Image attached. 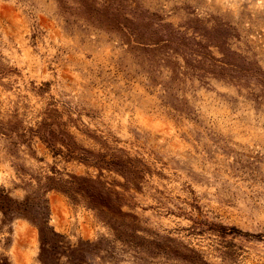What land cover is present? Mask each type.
Wrapping results in <instances>:
<instances>
[{
    "label": "rangeland",
    "instance_id": "374dc122",
    "mask_svg": "<svg viewBox=\"0 0 264 264\" xmlns=\"http://www.w3.org/2000/svg\"><path fill=\"white\" fill-rule=\"evenodd\" d=\"M0 194V264H264V0H0Z\"/></svg>",
    "mask_w": 264,
    "mask_h": 264
},
{
    "label": "trees",
    "instance_id": "16d2710c",
    "mask_svg": "<svg viewBox=\"0 0 264 264\" xmlns=\"http://www.w3.org/2000/svg\"><path fill=\"white\" fill-rule=\"evenodd\" d=\"M71 154V152H69V155ZM1 193H3V191L1 192ZM0 195H2V194H0Z\"/></svg>",
    "mask_w": 264,
    "mask_h": 264
}]
</instances>
